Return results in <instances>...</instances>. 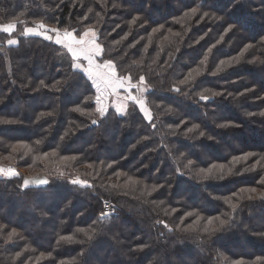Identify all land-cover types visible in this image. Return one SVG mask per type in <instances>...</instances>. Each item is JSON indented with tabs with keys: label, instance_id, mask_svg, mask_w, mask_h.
Listing matches in <instances>:
<instances>
[{
	"label": "trees",
	"instance_id": "1",
	"mask_svg": "<svg viewBox=\"0 0 264 264\" xmlns=\"http://www.w3.org/2000/svg\"><path fill=\"white\" fill-rule=\"evenodd\" d=\"M7 24L0 264H264V0H0ZM40 24L96 32L151 122L133 102L102 118L67 49L22 34Z\"/></svg>",
	"mask_w": 264,
	"mask_h": 264
},
{
	"label": "snow or ice",
	"instance_id": "2",
	"mask_svg": "<svg viewBox=\"0 0 264 264\" xmlns=\"http://www.w3.org/2000/svg\"><path fill=\"white\" fill-rule=\"evenodd\" d=\"M204 15H208V13H204ZM135 22V21H133ZM16 28L15 24H7L6 26H0V31L4 33L11 34ZM39 30H35L33 28H27L25 29V32L22 34H28L32 33L36 36H42L44 40L49 42H54L55 45H60L63 48L67 49V52L71 54V57L73 58V63L71 67H74L77 69V75H80L82 79H85V83L89 89L92 87L95 88V91L97 93L95 97V103L97 105V111L99 112L100 116L106 117L109 114V109L105 104V93H115L117 89L124 88L125 84L128 83L129 87H133L131 85L130 80H126L124 77H118L116 73V69L113 65V62L111 60H106L103 64H99L96 62V57H99L102 52L103 48L102 46L96 42L97 34L91 29L85 30L82 34L74 33L65 31L63 35H60V30L57 28H47L44 24H40L38 26ZM231 30V26H229V29ZM155 31V29L153 30ZM55 34V35H52ZM223 39V37H221ZM15 40H8V44H15ZM247 47H251L250 45ZM211 51V49H209ZM86 61L87 65L83 66L79 61ZM223 64L224 61H221ZM217 71H220L218 69ZM217 72H213L212 75H216ZM140 80L143 81L144 77H140ZM187 81H181V83H186ZM44 82L41 81V84ZM59 83V82H58ZM173 91L179 92V89H173ZM220 95V93H213V96ZM134 104H139V110L141 113H143V116L147 118L149 122L152 120V116L149 113L148 109L145 107V102L141 100L139 97L136 96H130L129 97ZM201 101L207 102L209 100V97L206 95H201L199 97ZM2 103V101H0ZM79 110V109H77ZM171 111V109H169ZM41 115H45L44 113H41ZM46 115H52V113H47ZM16 121L12 120H4L0 121V124H14ZM92 124H97L96 120L92 121ZM226 125H221V127H224ZM189 132L192 131V129H188ZM200 136H204L205 133L201 131ZM211 137H209L210 139ZM147 139V137H146ZM189 164H192V161L188 162ZM215 167V166H213ZM3 169H0V173H3ZM203 171V170H202ZM208 173L212 172V168L207 169ZM9 177L17 176L18 173L15 172L13 169H9L8 173L6 174ZM179 175H183V173H179ZM204 179H209L210 177L208 175H204ZM225 177L221 175L219 179H224ZM71 183L73 185H83L87 186L86 181H81L78 179L71 180ZM39 185L47 186L49 184V181L46 179H42L38 181ZM29 185L28 180L23 181V185L21 186L23 188H27ZM252 192H255L256 189H251ZM251 199V197H249ZM262 198H264V194H262ZM235 207V206H233ZM101 218L111 215L110 213L104 212L101 213ZM218 219V218H217ZM208 223L211 224L212 220L209 219ZM221 226L228 224L227 220H221L220 221ZM14 231V230H13ZM80 231H83L81 229ZM205 231H208L205 229ZM215 231V229H213ZM85 235H88L85 233ZM89 240L92 239L91 236L88 237ZM61 239H64L63 237ZM70 239V238H69Z\"/></svg>",
	"mask_w": 264,
	"mask_h": 264
},
{
	"label": "rangeland",
	"instance_id": "3",
	"mask_svg": "<svg viewBox=\"0 0 264 264\" xmlns=\"http://www.w3.org/2000/svg\"><path fill=\"white\" fill-rule=\"evenodd\" d=\"M28 28H33L35 29V27H28ZM27 29V28H26ZM25 32V31H24ZM26 35V34H25ZM26 36H36V35H26ZM41 37V36H40ZM70 56L71 54L68 53ZM73 63V60L71 61V64ZM83 65V64H82ZM84 66V65H83ZM117 73V72H116ZM118 76V74H117ZM128 84V83H127ZM128 86V85H127ZM139 93L141 94L142 99L145 98L146 92H147V87L145 86L144 83H140L139 85ZM121 89V88H119ZM117 89V91L115 93L109 94V93H105V103L107 102H111L112 104L110 105V107H108L109 111L112 109L114 111H116V113L118 115H124L127 113V111L130 109V103L132 102V100L129 98L130 96H136L135 93H132L129 89V92L126 90H119ZM141 99V98H140ZM32 106H35L34 103H31ZM234 112H238V108L236 107V109L233 110ZM237 114V113H236ZM239 114V112H238ZM225 115H228L227 112H225ZM248 135V134H247ZM233 148H239L240 145V141L239 142H233ZM221 150H226L225 147H220ZM0 169H3V173H0V176H6L9 177L8 175H6L8 173L9 169H13L15 170V172L17 173L16 169L14 167L11 166H2ZM34 235L40 236L41 238H43L44 242L46 241V234L43 233L42 231H39L38 233H35ZM108 242V241H107ZM110 242V241H109ZM244 243L241 242L242 247H244L243 245ZM247 248V247H246ZM98 250L94 251V256L93 259H97V254L95 252H97ZM181 259V257H180ZM119 264L123 263L120 261H117ZM172 264H175L174 262Z\"/></svg>",
	"mask_w": 264,
	"mask_h": 264
},
{
	"label": "water",
	"instance_id": "4",
	"mask_svg": "<svg viewBox=\"0 0 264 264\" xmlns=\"http://www.w3.org/2000/svg\"><path fill=\"white\" fill-rule=\"evenodd\" d=\"M25 179L29 181V185L27 188H23V189H34V188H39V187H45V186L39 185L38 181L42 179L48 180L45 177H25L24 180ZM22 185H23V182H22Z\"/></svg>",
	"mask_w": 264,
	"mask_h": 264
},
{
	"label": "crops",
	"instance_id": "5",
	"mask_svg": "<svg viewBox=\"0 0 264 264\" xmlns=\"http://www.w3.org/2000/svg\"><path fill=\"white\" fill-rule=\"evenodd\" d=\"M35 30H39L38 27H35ZM26 35H34V34H32V33H28V34H26ZM60 35L62 36L63 33H61ZM41 37H42V36H41ZM99 58H100V56H99V57H96V62L99 63V64H103V63H101V62L99 61ZM79 62H80L81 64H83L84 66L87 65V62H86V61L81 60V61H79ZM121 89H122V90H126V92H127V91L129 92L127 84H125L124 88H121ZM121 89H119V90H121ZM140 96H141V94H140ZM136 97H137V96H136ZM105 104H106L107 107H110V105H111L112 103H111V102H107V103H105Z\"/></svg>",
	"mask_w": 264,
	"mask_h": 264
},
{
	"label": "built area",
	"instance_id": "6",
	"mask_svg": "<svg viewBox=\"0 0 264 264\" xmlns=\"http://www.w3.org/2000/svg\"><path fill=\"white\" fill-rule=\"evenodd\" d=\"M107 212L110 213L111 215H108L107 217L113 216L116 214L115 210L113 209V207L111 206L110 203L108 202H104L103 203V213Z\"/></svg>",
	"mask_w": 264,
	"mask_h": 264
}]
</instances>
